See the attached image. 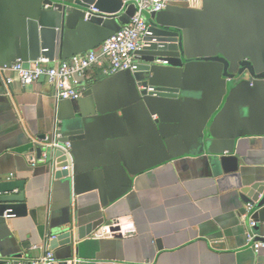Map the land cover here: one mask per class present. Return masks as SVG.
<instances>
[{
	"label": "crops",
	"instance_id": "0c3cea01",
	"mask_svg": "<svg viewBox=\"0 0 264 264\" xmlns=\"http://www.w3.org/2000/svg\"><path fill=\"white\" fill-rule=\"evenodd\" d=\"M44 1L0 0V65L55 63L112 34L81 21L67 29ZM153 22L182 35L183 66L164 69L174 98L141 96L144 74L106 75V61L80 79L75 101H57L46 82L0 81V176L24 194L0 217V264H42L47 252L55 264H256L264 253L248 241L264 242V222L250 226L241 193L264 181V0H170ZM41 27H61L58 55L42 54ZM57 131L72 146L70 179L29 163L34 141ZM200 138L232 152H198ZM104 227L111 235L96 237Z\"/></svg>",
	"mask_w": 264,
	"mask_h": 264
},
{
	"label": "water",
	"instance_id": "95a60500",
	"mask_svg": "<svg viewBox=\"0 0 264 264\" xmlns=\"http://www.w3.org/2000/svg\"><path fill=\"white\" fill-rule=\"evenodd\" d=\"M178 1L195 2V0ZM134 2L135 0H62L60 3L54 4L51 0H45L44 4L48 5L49 9H52V7L56 9L61 22H63L64 27L67 29H73L81 21L100 26L113 34L119 31L121 26L129 23L135 12ZM157 14L149 15L150 17L147 22L150 26L149 31L151 35L145 38L147 46L135 54V59L133 60L135 69L133 71L144 74V77L139 78L137 83V86L141 88V96L155 95L164 98H174L178 94L179 89L175 83L168 85L175 78L164 69H177L183 66L182 57L185 53L183 39L178 30L153 22ZM53 22L56 21L53 20ZM62 37L61 27H41L39 29V39L42 54L49 56L52 53H56L58 55L61 49ZM143 51L149 54L140 58L141 63L138 64L139 60L136 57ZM155 60L165 63L155 64ZM216 60L223 62L221 58H216ZM257 79L264 82V77H258ZM167 82L168 84L166 85ZM57 141L61 144L67 142L61 139V135ZM69 145V149L71 150L72 146L70 143ZM191 147H194L198 152L205 149L211 154H223L225 151L232 152L231 142L203 141L202 138ZM63 152L62 150H53L50 147L43 149L37 146L36 158L39 159L42 153L47 155L51 178L53 177L52 173H55V178L61 175L69 179L71 178V154L63 156ZM232 158H220V163L224 166L225 170H230L229 168L234 170L236 168L235 160ZM63 167H67V170L56 171ZM15 190H20V194H13ZM241 193L245 204H249L251 207V212L247 216L254 222L255 228L259 222H264V181L248 186ZM23 200V183L5 181L0 176V217L4 216V212L7 210L14 209ZM63 234L68 235L67 240L64 242L68 243L71 240V230L67 229ZM81 238L83 237H79L78 232L74 233L75 240ZM255 263L264 264V253L256 256ZM57 264H67V262H59Z\"/></svg>",
	"mask_w": 264,
	"mask_h": 264
},
{
	"label": "built area",
	"instance_id": "2783aa9c",
	"mask_svg": "<svg viewBox=\"0 0 264 264\" xmlns=\"http://www.w3.org/2000/svg\"><path fill=\"white\" fill-rule=\"evenodd\" d=\"M169 2L170 0H135V12L129 23L121 26L119 31L105 39L99 49L74 55L55 63L41 57L33 66H25L20 60L12 64L0 65V81L5 85H11L14 82L12 76H15L17 82L23 87L46 82L53 88L57 101H75L82 95L80 79L92 67L102 66L106 61L108 65L104 70L106 75H115L118 72L135 69L133 62L135 54L147 46L145 38L151 35L150 26L144 15L156 14L165 10ZM160 63L164 64L165 62ZM59 138L60 134L57 131L54 135L45 136L34 143L43 149L50 147L53 150L68 151L69 143L66 142L62 145L57 141ZM47 161L45 153H42L39 159L34 156L29 158L32 167L37 164H45ZM61 170H67V167H63ZM246 212H251L250 205H247ZM250 226H254V222L251 221ZM110 233L109 227H104L101 232L95 233V236L103 237L111 235ZM248 241H253L255 251L264 249V242H254L252 236H248ZM41 263L55 264L53 254L47 252L41 259Z\"/></svg>",
	"mask_w": 264,
	"mask_h": 264
}]
</instances>
